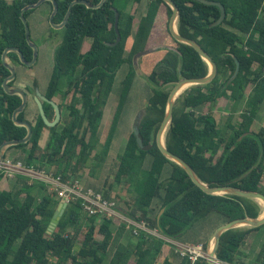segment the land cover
I'll return each mask as SVG.
<instances>
[{
    "label": "trees",
    "instance_id": "1",
    "mask_svg": "<svg viewBox=\"0 0 264 264\" xmlns=\"http://www.w3.org/2000/svg\"><path fill=\"white\" fill-rule=\"evenodd\" d=\"M37 1L0 0V146L23 139L27 134L26 128L15 125L12 120L22 101L17 95L5 94L2 88L3 81L10 75L2 63V55L5 49L13 47L18 48L26 60H31L33 51L26 41L20 13L25 6ZM55 1L58 12L54 23L60 24L74 0ZM86 1L96 5L101 0ZM172 1L179 10L178 33L197 42L216 63L218 71L209 84L192 86L177 99L166 133V148L184 160L210 187L233 186L264 194V122L257 128L264 103V0H212L222 3L227 14L217 27L210 25L220 17L218 7L198 0ZM142 2L106 0L99 9H88L85 5L72 8L63 28V40L54 52V67L46 93L50 100L55 96L65 99L72 94L71 102L65 106L62 128L46 126L38 114L34 122L30 120L33 133L29 142L9 147L7 152L26 153L23 159L15 158L27 166L47 171L55 168L64 180L77 176L84 168L104 164L136 77L133 58L147 52L148 44L158 35L162 7L170 20L172 17L171 8L163 0H148L146 12L139 18L127 12L131 3L139 7ZM47 3L52 12V4ZM113 9L120 15L121 41L110 47L107 44L117 39ZM32 12L25 13L26 19ZM167 29L168 35L162 38L164 48L155 51L153 59H149V55L140 58L144 60L141 70L152 87L139 132L143 144L150 149L142 151L131 132L120 156L114 184L127 185V193L134 199L133 208L126 212L130 218L147 223L150 229L167 238L176 239L209 215L217 214L228 223L246 217L255 219L262 209L254 200L205 193L183 168L159 150L156 137L171 92L166 87L175 86L184 78H203L209 74L208 64L195 49L175 40L169 25ZM129 42H132L130 49ZM9 58L16 65L20 64L17 54L9 53ZM235 58L240 62V72L230 81L236 68ZM123 66L129 69L119 86L118 104L109 130L102 138L104 109ZM15 81L10 84L14 85ZM227 102L232 103L231 110L220 122L212 110L217 103ZM59 107L63 111L62 105ZM28 109L27 104L18 119H29ZM52 109L50 104H44L48 119H51ZM45 132L49 133V138L42 147ZM240 137L243 138L239 140ZM3 178L0 174V264H104L115 241L110 216L99 224L97 216L83 213L80 202L70 203L55 228L50 230L60 203L55 193H49L39 183H18L13 190H8L2 187ZM36 190L45 193L39 200ZM111 190L112 185L99 193L112 201ZM153 205L164 209L160 217L153 215ZM84 217L83 239L77 247L76 229ZM262 227L264 225L223 233L217 250L218 260L225 264H243L242 248ZM164 245L161 238L140 232L136 243L119 245L108 264H176L167 257L158 262ZM180 259L178 264H192L188 258ZM194 264L208 263L205 258H199ZM253 264H264V249Z\"/></svg>",
    "mask_w": 264,
    "mask_h": 264
},
{
    "label": "rangeland",
    "instance_id": "2",
    "mask_svg": "<svg viewBox=\"0 0 264 264\" xmlns=\"http://www.w3.org/2000/svg\"><path fill=\"white\" fill-rule=\"evenodd\" d=\"M9 2H11V0H9ZM147 4H148V0H143L142 4L139 7L137 4L131 3L127 8V12L135 14L136 17L139 18L141 15H143L146 12ZM161 12H162L161 20H160L161 24H158L160 26V29L158 30V35H155V38L152 40V42L148 44L149 46L147 52L141 54L142 56L149 55L148 56L149 59H153L155 56L153 55V53L157 50L163 49L164 45H166L163 42L162 38H164L165 35L166 36L168 35L167 28L170 23V17H168L167 11L165 10L164 7H162ZM50 13H51V6L46 2L40 5L38 8L34 9L32 14L27 19L30 28L31 41L37 47V60L35 64L30 68L22 64L20 66L17 65V77H16V81L14 82V86L24 89V91L27 94L29 93L31 96V101L28 104L29 109L27 111V115L29 118L27 119V121L29 122L30 120L34 122L38 116L37 103L36 102L34 103L32 100L33 96L35 95V89H38L42 94H44L45 91H47L48 84L50 82L54 67V59H53L54 52L57 46L62 42L64 37L63 29H54L50 24L49 22ZM131 46H132V42L131 43L129 42L128 45L129 49L131 48ZM141 55L139 56L136 55V57L133 58V64L136 65L138 72H136V77L134 79L133 86L131 88L129 96L127 97L123 111L119 119L118 127L114 135V139L111 145L109 155L105 159L104 164H101V166L84 168L77 174V176L71 175V180H78L83 187L91 188L98 193L99 192L102 193L104 189L106 190L112 185V190L110 192L111 199H113L112 201L116 203L117 211L125 217L128 216L126 214L127 210L133 208L134 199L132 197H129L130 194L127 193V188H126L127 185L122 183V185L115 186L114 176L119 165L120 156L121 154H123L125 150L131 132H133L135 121L138 115L142 113L146 108L148 99L151 94L150 87H152V85L144 77V72L141 70V65L142 63H144V60L140 59L142 57ZM128 69H129L128 66H123L116 75L113 91L110 94L109 99L107 101V105L104 109V115L100 127V135L102 138H105L107 130H109V124L116 112V108L118 104L119 86L124 76L127 74ZM171 87L174 86L172 85ZM171 87L170 86L166 87V90L169 89L172 90L173 88ZM71 100H72V94L68 95L65 99H61L59 96H55L53 98V101L57 105H62L64 107L65 114H66L65 106L66 104H69ZM231 107H232V103H228V104L217 103V105L213 108L212 111L216 119L221 122L223 118H225L228 115L229 111L231 110ZM242 108L243 106L241 105L239 109L241 110ZM260 112L261 115L257 118V128H260L264 122V103L260 108ZM57 126H58L57 127L58 130L62 128L61 124ZM48 138H49V133L45 132L43 139L41 140L42 147H45ZM25 156L26 153H23L21 151H10V152L6 151L5 153V157H10V158L20 157L23 159ZM92 165H95V162H93ZM55 170H56L55 168L50 169V171L53 172H56ZM18 183L19 184L21 183V185L23 183L28 184V181H26V179L24 178L9 180L4 177L2 180V187L8 190H13L16 187V185H18ZM38 191L36 190V192H38L37 197L39 200L42 198V196L45 193L44 191L41 190ZM153 207L155 208L153 212L154 216L156 214H158V216H161L163 214L164 211L160 210L159 206L153 205ZM261 209L263 208L261 207ZM212 217L213 219H216L214 218V216ZM217 217L220 216L217 215ZM213 219L206 218L197 221L191 227H189L179 238H176L174 241H176V243H181L179 241L180 238L184 240L186 238H198V237L203 238L207 230L209 228H212L216 224V222ZM102 220L103 219L98 218V223L100 224ZM112 220L114 224L112 229L115 235V239H114L115 241L111 245L110 252L104 264H108L111 255L119 245L136 243L138 239V236L134 235L132 229H128L125 223L123 224L119 219H115V218H112ZM85 222L86 221L84 217L81 219V225H79L76 229L77 236H75V238H76L77 247H79V244L83 239ZM258 231L261 232V234L258 235L259 240L257 241L256 239L253 245L247 246V249L248 251H250L251 254L249 255L248 258L246 259L243 258V264H253V262L255 261L257 257V255L255 254L256 249H252V248H259V252L263 251L264 249V227L260 228ZM160 236L165 244L164 247L166 249V252H162L160 258L163 259L165 258V256L166 257L170 256V258H174L173 260L177 262V258L179 255L176 253L175 247H173L172 243H170V241L173 240L163 236L161 233ZM252 237H256V235H253ZM251 240L252 239H249V241ZM212 241L213 240H211V242L209 241L210 245ZM249 241H247V243H249ZM209 244L205 243L206 247L203 250L205 255L209 253L210 250ZM160 258H159V262H161ZM179 258L181 257L179 256Z\"/></svg>",
    "mask_w": 264,
    "mask_h": 264
},
{
    "label": "water",
    "instance_id": "3",
    "mask_svg": "<svg viewBox=\"0 0 264 264\" xmlns=\"http://www.w3.org/2000/svg\"><path fill=\"white\" fill-rule=\"evenodd\" d=\"M163 1L172 10V17H171L170 24H169V28H170V32H171L172 36L178 42L189 45L195 49V51L200 55V57L203 58L204 61H206V63L208 64L209 74L203 78H184L175 84V86L171 90L170 95L168 97L166 115H165L163 122L160 125V129L157 133V137H156L157 146H158L159 150L161 151V153L166 158L175 162L181 168H183L186 171L187 175L190 177V179L193 181V183L196 186H198L200 189H202L205 193H207L209 195H218V196L233 195L236 197H242V198H246L249 200H254L255 202H257L259 204L260 207L263 208L259 217L255 218V219H251V218L246 217L243 219L233 220L231 222L225 223L224 225L220 226L214 232V235L212 238L214 244H213L211 252L206 257V261L208 264H223L217 258V250H218V247L220 245L221 235L223 233H225L226 231H229L232 229L258 228V227L264 225V214H262V213H264V194L259 193V192L244 191V190L238 189V188L233 187V186L210 187L209 185L203 183L198 178V176L196 175L194 170L184 160H182L181 158H179L178 156L172 154L171 152H169L167 150V148H166V133L169 130L171 122H172L173 110H174V106H175L177 99L183 94L182 92H185L188 88H190L192 86H201V85L209 84L216 77L218 69H217L216 63L210 58L209 55H207L203 51V49L201 48V46L197 42L190 40V39H187L178 33V27L177 26H178V19H179V10L172 0H163ZM198 1L204 5L215 6V7L219 8L220 17L217 21L213 22L210 25L211 27L220 26L225 21L227 14H226V9L222 3L218 2V1H212V0H198ZM46 2H50L53 6L52 12H51L50 17H49L50 24L52 25V27L54 29H63L66 26V24L70 18L71 12H72V8L75 5H85L88 9H99L105 4L106 0H101L100 3H98L96 5L91 4L90 2H88L86 0H74L70 4L69 9L65 15V18L63 19V21L60 24L54 23V18L58 12V4L55 0H39L35 3H32V4L25 6L21 10L20 18H21L23 25H24V28H25L26 41L33 51V56H32V59L30 61H28L24 58L23 53L18 48L9 47V48L5 49V51L3 52V55H2V63L4 65V67L10 72V75L3 81L2 88L5 92V94L10 95V96L17 95L21 98V101H22L21 105L14 111V113L12 115V120H13V123L15 125L26 128L27 134L23 139L11 140V141L3 143L0 146V165H1L2 161L4 160L5 153L9 147L28 143L29 140L31 139V136L33 133L32 125L30 124L29 121L18 119V116L25 110V108L28 104V95L24 91V89L10 84L17 77V65L9 58V53L17 54V56L19 57L20 64L25 65L28 68L32 67L35 64V62L37 60V47L31 41L30 28L28 25V21L25 17V13L30 11V10H34V9L38 8L40 5H42L43 3H46ZM113 11L115 12L114 27H115L117 39L114 43L107 44L110 47H114V46L118 45L121 41V35H120V31H119L120 15H119V12L117 9H113ZM235 64H236L235 72L232 75V77L230 78V81L235 79L240 72V62L236 58H235ZM134 68H135L136 72H138L135 64H134ZM35 99H36V103L38 106L39 114H40L41 118L43 119L45 125L50 127V128L55 127L57 125L58 121L60 120V117H61V112H60L59 106L53 100L48 99L42 93H40V91L38 89L36 90ZM43 102L50 104L55 109L56 118L54 121L51 122L47 118L45 111H44ZM141 116H142V113H140L138 115V117L135 121V124L133 127V133L135 135V138H136V141H137L139 148L142 151H148L150 149V146H145L143 144V140L140 137L139 124L141 121ZM246 135L247 134H245L244 136H246ZM242 138L243 137H240L239 140H241ZM260 204H262V205H260ZM66 208H67V205L65 203H59L57 210L53 216V220H52V223L50 226V230H53L55 228V226L57 225V223L59 222V220L63 216ZM163 211H164V209H163Z\"/></svg>",
    "mask_w": 264,
    "mask_h": 264
},
{
    "label": "built area",
    "instance_id": "4",
    "mask_svg": "<svg viewBox=\"0 0 264 264\" xmlns=\"http://www.w3.org/2000/svg\"><path fill=\"white\" fill-rule=\"evenodd\" d=\"M0 174L9 180L24 178L29 184H42L47 191L55 193L60 203H65L67 206L70 203L80 202L83 213L88 216H97L101 219L110 216L111 218L119 219L123 224H126L128 229H132L136 236H139L140 232H145L148 235L161 238L160 233L157 230L152 231L153 229H150L147 223L123 216L117 211L114 201L106 200L101 193L91 188L83 187L78 180H64L56 172L27 166L21 159L10 157H5L2 161ZM172 240L170 243L175 247L176 253L181 258H188L192 264L199 258L206 259L207 255L203 252L204 246L202 244H182L176 243L175 239Z\"/></svg>",
    "mask_w": 264,
    "mask_h": 264
},
{
    "label": "crops",
    "instance_id": "5",
    "mask_svg": "<svg viewBox=\"0 0 264 264\" xmlns=\"http://www.w3.org/2000/svg\"><path fill=\"white\" fill-rule=\"evenodd\" d=\"M229 103H231V102H229ZM227 104H228V102H227ZM212 216H214V218H216V219H213ZM206 218H212V219L216 222V224H215L212 228H209V229L207 230V232H206V234H205V236H204L203 238H201V237H198V238H186L185 240L180 238L179 241H180L181 243H184V244H205V243H208V244H209V243L211 242L212 238H213L214 232H215L220 226L224 225L225 222H224V220L222 219V217H217V215H214V214L209 215V216L206 217ZM206 218H205V219H206ZM260 234H261L260 231L254 232V233L249 237V239H252V240L249 241V239H248L247 241H249V243H247V241H246L244 247H243L242 250H241L242 255L244 256V257H243L244 259L248 258L249 255L251 254L250 251H248L247 246L253 245L254 242L256 241V239H257V241H258V240H259L258 235H260ZM253 235H256V237H252ZM184 237H185V236H184ZM184 237H183V238H184ZM209 241H210V242H209ZM209 245H210V244H209ZM210 246H211V245H210ZM166 248H167V247H166ZM252 249H256V250H255V254H256V255L259 254V248H252ZM162 252H166L165 247L162 249ZM256 252H258V253H256ZM252 253H253V252H252ZM164 256H165V253H164ZM165 257H166V256H165ZM167 258L171 259V260H172L174 263H176V264H178V263L181 261V259L179 258V256H178V258H177V262H175V261L173 260L174 258H170V256H167ZM160 259H161V258H160ZM161 260H162V259H161ZM158 262H159V260H158Z\"/></svg>",
    "mask_w": 264,
    "mask_h": 264
},
{
    "label": "flooded vegetation",
    "instance_id": "6",
    "mask_svg": "<svg viewBox=\"0 0 264 264\" xmlns=\"http://www.w3.org/2000/svg\"><path fill=\"white\" fill-rule=\"evenodd\" d=\"M32 59V58H31ZM28 61H30V60H28ZM21 64H19V66H20ZM49 85V84H48ZM36 90L37 89H35V95L33 96V102L35 103L36 102V99H35V97H36ZM46 93H47V91H45V93L43 94L45 97H46ZM28 95V104L30 103V101H31V96H30V94L28 93L27 94ZM46 102H43V107H44V104H45ZM59 106V105H58ZM63 107V106H62ZM53 108V107H52ZM60 108V107H59ZM38 109V108H37ZM45 111V110H44ZM60 112H61V117H60V120L58 121V123H57V125H59V124H61V122H62V118L64 117V107H63V111L60 109ZM37 113L39 114V110L37 111ZM40 115V114H39ZM49 115L51 116V119H49V121H54L55 120V118H56V112H55V109L53 108L51 111H50V113H49ZM56 125V126H57ZM55 126V127H56Z\"/></svg>",
    "mask_w": 264,
    "mask_h": 264
},
{
    "label": "bare ground",
    "instance_id": "7",
    "mask_svg": "<svg viewBox=\"0 0 264 264\" xmlns=\"http://www.w3.org/2000/svg\"><path fill=\"white\" fill-rule=\"evenodd\" d=\"M182 93H184V92H182ZM259 203H260V202H259ZM260 205H262V204H260ZM262 214H264V213H262ZM213 244H214V242L212 241V243H211V246H210L209 253H210V252H211V250H212ZM209 253H208V254H209ZM208 254H207V255H208Z\"/></svg>",
    "mask_w": 264,
    "mask_h": 264
},
{
    "label": "clouds",
    "instance_id": "8",
    "mask_svg": "<svg viewBox=\"0 0 264 264\" xmlns=\"http://www.w3.org/2000/svg\"><path fill=\"white\" fill-rule=\"evenodd\" d=\"M53 100V99H52ZM204 246V245H203ZM223 263V262H222ZM225 264V263H224Z\"/></svg>",
    "mask_w": 264,
    "mask_h": 264
}]
</instances>
